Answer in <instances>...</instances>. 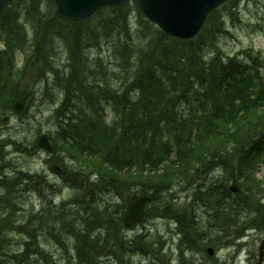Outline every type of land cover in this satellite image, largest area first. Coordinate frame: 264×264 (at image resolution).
I'll list each match as a JSON object with an SVG mask.
<instances>
[{
	"label": "trees",
	"instance_id": "obj_1",
	"mask_svg": "<svg viewBox=\"0 0 264 264\" xmlns=\"http://www.w3.org/2000/svg\"><path fill=\"white\" fill-rule=\"evenodd\" d=\"M23 23L29 24L30 36ZM222 24V13L215 9L201 32L183 39L145 19L136 0L103 6L76 22L61 19L52 0H6L0 9V124L17 97H34L35 82L44 95L52 86L54 144L75 163L62 179L71 188L66 203L45 199L39 211L27 209L20 191L31 185L44 194L48 188L42 179H20L22 172L5 170L14 167L3 161L5 149L22 146L0 133V169L6 177L0 179V264H139L128 256L134 243L117 237L124 234L126 195H147V213L160 195L173 200L172 193L162 194L170 185L196 179L200 166L209 162L234 172L231 179L240 186L243 201L250 198L243 193L257 192L249 184L262 182L255 174L264 165V61L251 50L245 59L226 57L220 49L208 57L205 47L215 37L212 26ZM55 34L68 48L67 65L58 68L47 62L57 53ZM100 34L117 37L112 49L120 84L109 82L101 56L92 59L83 53L81 43L98 40ZM18 52L25 56L19 68ZM86 171L97 178L78 179ZM47 182L49 187L56 183ZM227 193L228 184L222 181L199 188L193 200H201L211 212L202 224L189 215L195 205L187 203L178 215L167 206L159 207L158 214L174 222L181 243L204 249L221 231L236 233L244 203L226 204ZM141 247L147 253L148 247ZM152 254L148 264L169 263L160 251Z\"/></svg>",
	"mask_w": 264,
	"mask_h": 264
},
{
	"label": "rangeland",
	"instance_id": "obj_2",
	"mask_svg": "<svg viewBox=\"0 0 264 264\" xmlns=\"http://www.w3.org/2000/svg\"><path fill=\"white\" fill-rule=\"evenodd\" d=\"M219 12H222L225 21L219 29L212 26L213 30H215V37L212 41H208L207 47H205V52L209 54L208 57L215 54L217 49H220L226 57L242 54V51L243 56L245 57V54H248V50H252L261 55L262 60L264 61V0H228L225 4L219 7ZM132 20H136L135 14L132 16ZM25 26L30 34L31 29L29 25L25 24ZM58 36L59 35L57 34L54 35V37ZM200 36L201 38H204V33ZM116 38V36L106 38L103 34H100L98 40L90 42L84 41L81 44L84 48V55H87L88 53L92 59H97L98 56L102 57L105 66L109 69V82L114 85L120 84V78H122L120 74H116L120 71V68L117 67L115 63L116 56L112 49L116 47L113 43V39ZM53 44L57 50V53L54 54L55 59L53 61L51 59L47 60H49V63L55 62L56 68H58L57 64L60 66L63 64L67 65L68 48L66 50L64 46H67L66 42L61 36H59V40H54ZM98 48H100V50ZM18 57L20 63V58H22L23 55L20 54ZM34 81L35 80L31 81L30 84ZM38 84V82H35V85L33 86L34 97H31L26 102V107H24L20 114L8 113L6 114V118H2L4 121L0 124V131L5 137L17 142L26 140L28 143H31L32 140L36 138V133L38 131L41 130L42 132L48 133L47 130L53 128V113L55 111V106L52 98L56 93H54V89L50 86L46 95H44L43 91L38 89ZM2 114L0 113V115ZM108 114L111 118L112 112L110 111ZM5 150L6 153L3 161L9 164L12 160V166H14L13 168L9 166L5 167V170L7 171L11 172L13 170L10 175H16L15 173L20 169L30 172L32 176H35V173L47 175V179H43V182L45 181V186L43 188L45 190L48 188L45 191L46 198H50L52 202L54 199L56 203L59 202V199L61 198H69L71 188L60 179L62 176H59L51 169L48 161L49 155L45 150L37 148L33 155L23 152L17 153L11 146ZM58 156L66 170L71 169L75 162L70 159V153L63 157L58 152ZM207 165H209L208 168H206V166H200L201 170L205 168V171L201 173L200 170V172L197 173V179H184V182L173 183L169 186L171 187L170 189L164 190L162 194L165 192L172 193L171 196L173 200L167 201L165 197L161 198L160 195V198H157L158 204L154 207L151 206V210H148L145 218L139 222L141 224L138 223L134 227L129 228L128 233H143L145 236L158 242L160 245L162 244L163 249L169 258L172 255L178 254L179 247L183 246L179 240L180 236L177 234L178 232L174 226V222H172L166 215L158 214V212L161 211L159 207L166 204L175 215H178L181 208L186 207V203L189 206L195 205L196 208L194 210L196 213H194V215H196V218L199 222L207 221L211 212H208V210L203 207L204 205H202L201 200L198 205H196L193 200L194 196L196 197L198 194V188L203 186V181H206L207 179H209V181H207L209 184L218 182L219 180L228 184L229 181L232 180L231 176L234 174L233 171L226 172L223 168L214 167L211 162L207 163ZM258 175L259 176H256V179L259 181L261 180L262 182L249 184V187L257 192L243 193L245 197L250 196V198H247L245 201H247L249 205L257 208V211L255 208H252L254 211L252 214L254 215H250L249 213L250 216L244 213V216L242 215L241 220L238 219V222L234 227L238 230V228L249 221L251 217L258 215L261 220L260 223L247 231L246 228L242 232L238 231L239 233L237 237L231 239V242H227L229 240H226V242L219 244L218 237L212 238L214 243L211 245H216L219 247V250H216L211 256L206 253V246L204 249H192L194 250L192 253L188 251L186 256L190 258V264H198L200 261L205 260H209L208 264H264V257L262 260H259L260 255L258 249L260 241L264 236V165L259 168ZM46 180L53 181L51 183L56 182L59 186L56 188L49 187ZM183 185L184 188H182ZM187 187H189V190L185 191ZM21 191L19 194L22 196L19 197L21 199V205L27 209L33 208L35 210L37 209L36 211H39L41 208L39 205L42 200L44 201L45 199L40 195L43 194L42 191L40 192L31 185L24 187ZM186 194L189 196L187 197ZM238 194L236 195L234 192H230V195H227L226 197L242 201V198L244 197H239ZM120 200L121 197L118 198V201ZM232 236L233 234L230 237ZM15 238L18 239V236H15ZM42 240L43 238L39 236V241ZM73 241L74 239L72 238L70 243H73ZM47 251L54 252V248L48 246ZM55 254L58 255V253ZM135 254L134 257L131 258L136 262L143 260V263L146 264L148 262L147 258L152 259V254L144 255L140 252H136ZM177 263L178 262H175V264Z\"/></svg>",
	"mask_w": 264,
	"mask_h": 264
},
{
	"label": "water",
	"instance_id": "obj_3",
	"mask_svg": "<svg viewBox=\"0 0 264 264\" xmlns=\"http://www.w3.org/2000/svg\"><path fill=\"white\" fill-rule=\"evenodd\" d=\"M126 0H54L58 13L70 20L84 19L93 13L98 7L104 4L120 5ZM223 0H138L143 14L159 27L168 33L179 37H190L194 35L206 14ZM5 0H0V8ZM23 105V99L16 101L14 109L19 112ZM37 146L51 149L45 135H41ZM52 167L62 172L55 157L52 156ZM236 190V188H233ZM146 196L136 198L131 202L124 216V223L131 226L143 216L142 207ZM264 247V238L261 241L260 249ZM213 249L208 248L212 254Z\"/></svg>",
	"mask_w": 264,
	"mask_h": 264
},
{
	"label": "bare ground",
	"instance_id": "obj_4",
	"mask_svg": "<svg viewBox=\"0 0 264 264\" xmlns=\"http://www.w3.org/2000/svg\"><path fill=\"white\" fill-rule=\"evenodd\" d=\"M51 60L53 61V59H51ZM47 62L49 63V61H47ZM45 64H46V62H43L41 64V68H40L42 71H44V73L47 70V68H45ZM50 64L52 66L54 65V63H52V62ZM3 169L4 168L0 169V179H6L5 173H4V170ZM20 179H42L41 182H43V179L44 178L41 177V176H38V175H35V176H32L31 175V176H28V177L27 176H23V177L21 176ZM186 196L188 197L189 195L186 194ZM42 198L50 199V198H46L45 193L43 194ZM45 199H44V201H45ZM69 199H70V196H69L68 199L61 198V199H59L60 201L57 202V204H61L62 201H65V203H66ZM53 201H54V199H53ZM42 202H43V200H42ZM199 202H200V200H195V204L196 205H198ZM166 206L167 205L165 204L164 205V209H166ZM195 208H196V206L194 207V209ZM252 208H255V207H253L251 205H245V208L243 210V214L244 213L247 214V215H249V213L252 214L254 212ZM194 209L192 211L191 210L189 211L190 212L189 215L192 214L194 217H196V215H194V213H196V211ZM255 209L257 211V208H255ZM115 222H117V221H115ZM114 224H116V223H114ZM122 229H123V233L126 236L120 232V233H117V237H120L121 240H122V242L132 241V243H134V246H133L132 250L128 251V256L129 257H134V254L136 252H140V253H142L144 255H150V254H152V251L153 250L160 251L162 253V255L167 256V253L164 251L162 244L160 245L158 242L152 240L151 238H149L147 236H145L143 238L142 237L139 238V237L135 236L137 234H142V233L129 234L128 233V229L124 225H122ZM224 242H226V241H224ZM181 244H183V246H181L179 248L178 254L172 255V256H170V258H169V256H167L168 257V262H169L168 264H175V262H178L177 264H184L186 262H188V263L190 262V258H188L186 256V254L188 253V251H190L192 253L194 250L190 249V247H191L190 245H184L183 242ZM141 246H147L148 247L147 253H145V251H142L141 252V250H142V247ZM144 249H147V248H144ZM153 255L154 254H152V258H153ZM147 260L149 262L151 259L150 258H147ZM208 261L209 260L200 261L198 264H208ZM148 262L146 264H148ZM137 263H139V264H145V263H143V260L142 261H137ZM108 264H114V263L113 262H109ZM210 264H212V263H210Z\"/></svg>",
	"mask_w": 264,
	"mask_h": 264
}]
</instances>
